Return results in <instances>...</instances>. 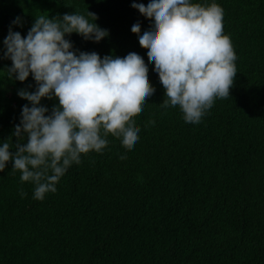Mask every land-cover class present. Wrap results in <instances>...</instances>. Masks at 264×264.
Here are the masks:
<instances>
[{
    "label": "trees",
    "instance_id": "1",
    "mask_svg": "<svg viewBox=\"0 0 264 264\" xmlns=\"http://www.w3.org/2000/svg\"><path fill=\"white\" fill-rule=\"evenodd\" d=\"M192 2L222 7L237 56L230 96L199 124L186 123L178 106H160L163 86L131 32L139 22L142 35L153 22L133 0H0V56L10 26L26 37L39 15L88 10L109 35L96 43L73 33V50L101 58L136 52L156 89L135 117L133 149L109 135L102 153L82 155L42 201L11 163L0 172V264H264V0ZM18 17L22 26L12 24ZM10 67L0 59V144L15 152L14 127L31 106L18 91L36 84L31 75L10 79ZM41 104L50 112L58 100Z\"/></svg>",
    "mask_w": 264,
    "mask_h": 264
},
{
    "label": "clouds",
    "instance_id": "2",
    "mask_svg": "<svg viewBox=\"0 0 264 264\" xmlns=\"http://www.w3.org/2000/svg\"><path fill=\"white\" fill-rule=\"evenodd\" d=\"M131 6L153 22L142 35L139 22L131 32L147 50L148 63L163 86L166 99L160 106H178L186 123L199 124L217 99L230 96L237 76V56L230 36L224 34L222 7L192 0H149L147 5L133 0ZM97 19L88 10L87 16L42 14L35 17L26 37L10 26L3 40L0 59L11 60L9 78L23 83L31 75L36 87L18 91L31 106L22 107L20 123L14 127L15 152L8 142L0 144V172L11 163L22 183L35 185L36 200L55 193L60 179L69 167L81 163L82 155L102 153L109 135L120 139L125 149H133L140 138L135 117L156 91L148 63L136 52L101 58L94 51L73 50L66 39L73 33L96 43L109 35L95 23ZM12 24L22 26L19 17ZM43 99H56L58 104L49 112ZM20 195L26 193L21 190Z\"/></svg>",
    "mask_w": 264,
    "mask_h": 264
}]
</instances>
